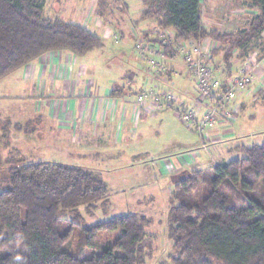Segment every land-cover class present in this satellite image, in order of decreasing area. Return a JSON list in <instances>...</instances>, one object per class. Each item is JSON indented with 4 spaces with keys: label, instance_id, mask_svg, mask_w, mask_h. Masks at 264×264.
<instances>
[{
    "label": "trees",
    "instance_id": "16d2710c",
    "mask_svg": "<svg viewBox=\"0 0 264 264\" xmlns=\"http://www.w3.org/2000/svg\"><path fill=\"white\" fill-rule=\"evenodd\" d=\"M245 1L259 14L235 34L204 25L203 0H143L141 15L157 21L155 31L174 33V42L165 46L168 58L178 55L175 44L184 40L216 43L212 61L227 44L224 75L264 31V0ZM150 36L139 40L157 43ZM103 47V39L80 24L46 18L39 0H0V80L51 52L84 57ZM1 132L2 147L9 145L20 157L7 129ZM241 153L211 170L175 177L168 236L176 255L170 264H264V144L245 146ZM3 163L0 152V168ZM109 197L106 183L81 167L48 162L13 167L7 189L0 191V264H145L148 217L125 214L86 225L80 210L91 216ZM67 213L72 220L63 217ZM111 233L113 243L100 239ZM17 254L24 259L16 261Z\"/></svg>",
    "mask_w": 264,
    "mask_h": 264
},
{
    "label": "rangeland",
    "instance_id": "374dc122",
    "mask_svg": "<svg viewBox=\"0 0 264 264\" xmlns=\"http://www.w3.org/2000/svg\"><path fill=\"white\" fill-rule=\"evenodd\" d=\"M221 2L229 6L224 7L223 12H219V14L217 12L214 16L216 22L214 25L208 22V25L205 24L207 28L213 27L218 31L238 32L249 27L250 23L245 17V11L248 6H251L250 1L236 0L234 3L229 0H221ZM39 3L43 7L46 18L82 24L95 35L103 37L105 47L85 57L88 67L97 77L106 79L107 82L110 78L124 75L125 78L131 79L135 83L142 77V83H145L150 71L148 58L141 57L135 48L141 33L144 30H149L153 23L148 21V28L142 21L145 20L141 15V11L144 9L143 0H39ZM215 8L214 1L207 0L205 9L214 14ZM230 10H235L236 15H232ZM98 12L102 18L98 16ZM209 18L210 21L213 20L212 16ZM135 23L137 24L130 32L131 36L119 37V40L109 38L107 34L99 35V32H95L103 27L116 30L117 27L122 28ZM150 33L151 39L156 37L155 30ZM223 46L225 49L220 50L212 62L219 75L222 71L228 70L223 61V55L228 45L224 44ZM244 49L243 55L257 52L258 57L263 59L264 31L259 39L250 42ZM238 54L237 50L236 55L238 56ZM180 57H178L179 60H181ZM243 58H236L232 61L237 66ZM183 81L189 85L192 94V83L186 74L183 75ZM254 84L252 90H255ZM141 85L133 87L137 91L141 89ZM261 85L256 96L253 95L257 91L250 95L254 98V101L251 102L253 109H250V114L255 116H252L251 119L244 118L242 116L243 108L241 109L237 121L243 122L245 128L240 131L236 129L238 137L229 146H226V142L223 140L221 143H208L207 148L202 151L201 136L192 127L184 124L174 111L167 110L160 113L158 117H149L143 125L139 126L136 140L130 147L110 150L108 153L100 155L97 152L82 153L81 157L70 154L63 164L81 167L95 173L106 183L110 195L105 205L103 202H99V209L94 211L91 216L82 209L80 210L86 225L125 214L144 215L152 221L151 226L147 229L148 239L145 247L148 257L145 264H170L171 258L176 255L168 236L171 225L170 208L173 205L170 197L176 179L170 177L169 174L167 177L163 176L164 171L160 168V163L167 162L172 171L174 168H187V171L177 175V178H185L187 172L211 170L223 162L242 158L241 149L245 146L264 144V80ZM173 93L176 91L174 90ZM54 149L48 147L40 150L21 149V153L18 155L20 157H16L9 145L6 144L3 148L0 143V152L4 157L3 166L0 168V191L7 189L10 170L13 167L24 163L43 162L40 157L46 156L47 153L53 155L56 150ZM129 149H133L137 153L133 154L128 151ZM228 150L229 152H227ZM194 153H199L205 160L194 165L190 164V156ZM183 162H188L190 165H185ZM63 217L72 220L74 215L67 213ZM79 232L80 230H78ZM115 238V233L100 236L102 241L109 243H113ZM76 245L77 240L74 242L75 247ZM75 247L72 246L69 252L73 253ZM215 264L221 263L215 262Z\"/></svg>",
    "mask_w": 264,
    "mask_h": 264
},
{
    "label": "crops",
    "instance_id": "0c3cea01",
    "mask_svg": "<svg viewBox=\"0 0 264 264\" xmlns=\"http://www.w3.org/2000/svg\"><path fill=\"white\" fill-rule=\"evenodd\" d=\"M213 1L216 6L214 14L205 9L207 0L202 2L201 17L204 25H208V22L214 25L216 13L223 12V8L229 6L222 4L221 0ZM229 1L236 2V0ZM231 11L232 15H236L235 10ZM245 12L249 23L254 16L259 14L252 6H248ZM209 16H212L213 22L210 21ZM142 21L146 24L145 26L148 25V21H152L153 26L151 28L147 26L149 30H144L140 37L149 34L158 27L157 21L154 19ZM136 24L122 28L117 27L116 30L103 27L95 32H99V35L107 34L109 38L115 40V37L131 36L130 32ZM83 27L87 29L85 26ZM211 29L218 31L217 28L212 27ZM219 32L236 33L237 31L219 30ZM251 54L258 57L257 52L249 53L246 56ZM86 56L78 57L65 51L51 52L0 80V134H2V129H7L8 137L20 150L55 148L53 155L47 153L46 156L40 157L41 161L48 163L63 164L70 154L81 157L82 153L97 152L100 155L108 153L110 150L130 147L136 140L139 126L149 119L145 116L139 121H135L133 116L135 94L139 91H136L133 86L141 85L142 77L136 83L125 78L124 75L110 78L106 82V79L97 77L88 67ZM178 57L170 58L165 63L168 70V82L156 78L149 71L148 78L145 83H142L141 88L151 87L157 83L162 89L172 92L175 90V94L191 106L194 104V97L190 93L189 85L183 81V75L186 74L189 77V73L183 59L180 57L181 60H179ZM234 63L232 62L229 75H235L239 70V64L235 66ZM263 80L264 75L255 81L253 88L257 93L253 96H256L260 91ZM253 96L242 95L239 97L238 102L243 108L242 116L244 118L251 119L252 116H255L250 114V109H253L251 104L254 101ZM242 123L239 121L235 125L233 137L224 140L226 146L232 144L233 140L238 137L236 129L240 131L245 128ZM218 132L216 131V133ZM205 149L204 146L201 148L202 151ZM128 151L133 154L137 153L133 149ZM203 160L205 158L200 156L195 164ZM163 164L160 163V168L164 171L163 176L166 177L169 174L170 177L175 178L178 174L187 171L185 167L174 168L172 171L167 162L164 161Z\"/></svg>",
    "mask_w": 264,
    "mask_h": 264
},
{
    "label": "built area",
    "instance_id": "2783aa9c",
    "mask_svg": "<svg viewBox=\"0 0 264 264\" xmlns=\"http://www.w3.org/2000/svg\"><path fill=\"white\" fill-rule=\"evenodd\" d=\"M155 35L152 39L157 40V43L153 45L151 42L139 40L135 50L141 57L148 58L149 70L156 78L168 82L165 63L170 58L165 55V46L174 42L175 35L171 30H156ZM216 45L210 40L198 42L194 39L176 43L177 56L183 59L192 83L194 104L187 105L178 95L162 89L157 83L151 87L144 86L135 98V121L145 116L156 117L164 111L172 110L184 124L192 127L201 136L205 144L221 143L233 137L237 117L242 109L238 102L239 97H248L254 92L253 84L264 75V58L260 59L255 54L248 55L240 62L235 75H219L211 60ZM199 156V153L190 156V164L194 165Z\"/></svg>",
    "mask_w": 264,
    "mask_h": 264
},
{
    "label": "clouds",
    "instance_id": "9594fccd",
    "mask_svg": "<svg viewBox=\"0 0 264 264\" xmlns=\"http://www.w3.org/2000/svg\"><path fill=\"white\" fill-rule=\"evenodd\" d=\"M23 241V237H21L20 238V241H18V243H21ZM24 258L21 256V255H19V254H17L16 256H15V260L16 261H22Z\"/></svg>",
    "mask_w": 264,
    "mask_h": 264
}]
</instances>
